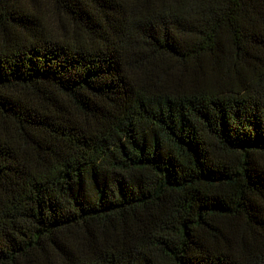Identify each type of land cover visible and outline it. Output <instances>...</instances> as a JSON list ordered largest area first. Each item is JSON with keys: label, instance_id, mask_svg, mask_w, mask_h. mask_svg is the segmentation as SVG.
Here are the masks:
<instances>
[{"label": "trees", "instance_id": "1", "mask_svg": "<svg viewBox=\"0 0 264 264\" xmlns=\"http://www.w3.org/2000/svg\"><path fill=\"white\" fill-rule=\"evenodd\" d=\"M0 264H264V0H0Z\"/></svg>", "mask_w": 264, "mask_h": 264}]
</instances>
